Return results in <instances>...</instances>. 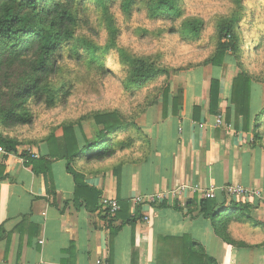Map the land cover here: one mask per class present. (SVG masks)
Wrapping results in <instances>:
<instances>
[{
	"label": "crops",
	"instance_id": "1",
	"mask_svg": "<svg viewBox=\"0 0 264 264\" xmlns=\"http://www.w3.org/2000/svg\"><path fill=\"white\" fill-rule=\"evenodd\" d=\"M212 79L219 83L216 114L209 112ZM232 79L224 66L182 74L178 114L163 119L156 112L146 119L149 155L141 163L121 166L118 177L112 161L78 165L83 168L76 171L100 192V201L124 203L113 223L119 229L112 239L100 209L93 213L76 209L74 181L64 161H52L47 175H36L18 155L0 159V264H96L100 259L108 264H182L184 246L179 241L184 236L216 264H264V137L261 146L254 144L252 129L262 102L253 92L249 130L241 129V119L235 129L229 104ZM218 119L221 125L216 124ZM19 150L38 154L36 147ZM182 184L217 188L212 201L226 209L247 205L243 213L250 221L228 226L230 238L245 247L227 245L214 234L210 221L199 214V202L204 200L199 193L185 191L177 197L168 193ZM224 186H239L250 194L226 197L219 191ZM158 193L164 194L158 202L138 206L131 202ZM128 218L139 220L130 224Z\"/></svg>",
	"mask_w": 264,
	"mask_h": 264
},
{
	"label": "trees",
	"instance_id": "2",
	"mask_svg": "<svg viewBox=\"0 0 264 264\" xmlns=\"http://www.w3.org/2000/svg\"><path fill=\"white\" fill-rule=\"evenodd\" d=\"M241 1L235 0L237 8L240 7ZM91 2L101 10L107 11V4L110 1L0 0V144L8 154L21 157L24 164L31 166L36 175H47L52 161H64L66 170L74 181L72 202L76 209L84 207L90 213L100 209L104 214L102 221L112 239L119 229L114 227L113 223L121 209L114 216H111L108 209L102 210L100 192L89 187L84 181V176L76 169L83 168L78 166L80 164L112 161L114 163L112 172L118 177L121 166L127 163L138 164L148 157L150 142L144 131L125 121L116 111L93 112L76 121L61 123L57 127L61 132L59 135L51 132L38 141L34 146L38 150L36 158L25 151H20L19 146H22L20 142L3 133L6 129L32 123L29 105L35 100L42 102L47 108L56 107L60 100V92L51 81L56 73L55 56H59L62 50L70 52L71 57H79V51L83 52L90 66L97 62L96 53L102 48L78 34L84 25L82 12L87 8L86 4ZM129 4L130 1L125 0V10ZM150 9L153 10L152 16L161 17L160 19L175 18L180 14L176 0H150ZM239 22L240 15L237 12L228 18L218 20L213 53L201 63V66L221 68L229 54L237 56L240 50V37L237 31ZM202 27L201 20L191 19L181 23L180 31L185 39H193L201 35ZM155 60L123 56L126 91L134 92L152 84L159 77L166 79L169 77L170 70ZM169 84L168 82L163 89L159 88L157 91L159 95L145 105L152 107L160 104L163 119L168 115L176 116L183 101V90L180 88L171 92ZM218 85L217 80L210 81L209 112L212 114L217 113ZM250 93V76L245 71L237 73L232 79L229 104L234 108V128H239L241 119V129L245 132L249 130L250 124ZM193 112L196 113L197 108H194ZM261 118L264 119V108L257 112L252 128L253 142L260 146L263 141ZM225 119L226 123L230 122V109L226 110ZM84 121L93 123L95 136L91 139L83 132ZM132 130L137 132L140 143L138 152L128 150L132 147L131 138L122 141L113 139L118 132L124 131L128 134ZM117 202L123 211L124 203ZM231 205L226 209L217 206L212 200L204 199L199 202V214L210 221L214 234L224 243L245 247L230 238L228 226L232 222L250 221L243 213L248 207L245 205L238 209L235 204ZM135 213L138 216L139 210L136 209ZM138 218H128L127 223L133 224ZM179 242L184 246L181 254L182 264H216L204 254V250L196 242L185 236Z\"/></svg>",
	"mask_w": 264,
	"mask_h": 264
},
{
	"label": "rangeland",
	"instance_id": "3",
	"mask_svg": "<svg viewBox=\"0 0 264 264\" xmlns=\"http://www.w3.org/2000/svg\"><path fill=\"white\" fill-rule=\"evenodd\" d=\"M109 1L107 11L92 2L86 4L87 8L82 12L84 25L78 31L80 36L102 48L96 53L97 62L90 66L83 52L79 51V57H71L70 52L62 50L55 56L56 73L51 81L60 92L56 107L50 109L35 100L29 105L32 123L3 132L20 142L19 149H31L51 132L59 135L61 132L57 127L63 122L76 121L98 111H116L125 121L143 131L146 119L161 112L160 104L145 105L157 97L159 88L163 89L168 82L170 91L174 92L181 88L182 74L206 67L201 63L213 53L218 20L228 18L234 12L240 15L237 29L240 50L237 56L229 54L223 66L232 77L241 71L248 73L251 79L249 101L254 104L253 92H257V99L262 102L260 109L264 108V0H242L239 8L235 6V0H176L180 14L165 19L152 16L150 0H129L127 10L124 9L125 0ZM191 19L203 22L201 35L185 39L180 26ZM124 55L155 58L170 70L169 77H159L134 92L126 91ZM92 124L91 121L82 122L88 139L95 136ZM127 138L133 140L128 150L136 151L140 143L135 130L113 136L114 141Z\"/></svg>",
	"mask_w": 264,
	"mask_h": 264
},
{
	"label": "built area",
	"instance_id": "4",
	"mask_svg": "<svg viewBox=\"0 0 264 264\" xmlns=\"http://www.w3.org/2000/svg\"><path fill=\"white\" fill-rule=\"evenodd\" d=\"M222 121L220 119L217 120L216 124L217 125H221ZM9 155L6 150L4 149V147L0 144V159H2L3 157ZM32 157L36 158L37 155L36 154H31ZM217 188H210V189H204L201 188L198 185H189V184H182L179 185L178 187L172 189L170 192H168L171 196L173 197H177L180 196L183 192L185 191H190V192H195V193H199L201 195V197L203 199L206 200H214L215 199V191ZM219 191H221L224 196L226 197H243V196H247L250 194L249 191L245 190L242 187L239 186H224V187H220ZM164 194H151V195H145V196H137L134 197L131 202L133 203V205L137 206V205H144V204H151L154 202H158L161 199L164 198L163 196ZM256 195H258L256 193ZM101 203V207L102 210H109V213L111 214V216H114L120 209V205L118 204V202L114 199H101L100 201ZM144 221L147 220L146 217L143 218ZM96 264H108L104 259H100L96 262Z\"/></svg>",
	"mask_w": 264,
	"mask_h": 264
}]
</instances>
